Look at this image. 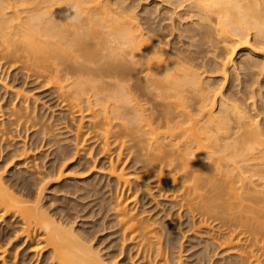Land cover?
Instances as JSON below:
<instances>
[{
    "label": "bare ground",
    "instance_id": "6f19581e",
    "mask_svg": "<svg viewBox=\"0 0 264 264\" xmlns=\"http://www.w3.org/2000/svg\"><path fill=\"white\" fill-rule=\"evenodd\" d=\"M142 1L0 0V87L10 90L11 73L24 83L0 103L2 264L31 253L49 264H128L73 224L75 207L42 204L54 177L71 193L108 187L104 219L142 264H181L183 223L186 250L196 248L184 264H264V0ZM35 88L47 101L28 94ZM11 135L25 139L9 148ZM88 141L105 160L103 184L64 177L85 168ZM43 147L51 151L29 159ZM173 209L185 216L177 225L166 221Z\"/></svg>",
    "mask_w": 264,
    "mask_h": 264
},
{
    "label": "rangeland",
    "instance_id": "374dc122",
    "mask_svg": "<svg viewBox=\"0 0 264 264\" xmlns=\"http://www.w3.org/2000/svg\"><path fill=\"white\" fill-rule=\"evenodd\" d=\"M153 1L154 0H145V2L146 3H153ZM143 3H145L144 2V0L142 1ZM149 3V4H150ZM154 4V3H153ZM152 4V5H153ZM0 71H2V70H0ZM10 77H8V79L6 80V82H7V84L9 85L8 87L10 88V90L6 93V89L4 88V87H0V96L3 94V95H5V93L7 94V95H5L6 97L3 99H1L0 101V103H1V105H3V104H5L6 103V101L8 100L7 98H8V96L9 97H13L14 98V95L12 94L13 92H12V89H13V91L15 90V91H17L16 90V88L17 87H21V88H23V85H24V83H22L23 82V79L22 78H20V76H15V75H12V73L9 75ZM13 76V77H12ZM15 77V78H14ZM16 79V80H15ZM21 84V85H20ZM11 85V86H10ZM30 85V84H29ZM14 86H15V88H14ZM26 86V85H25ZM24 86V87H25ZM11 87H13V88H11ZM26 87H29L28 85L26 86ZM2 88V89H1ZM20 88V89H21ZM18 89V88H17ZM40 89V90H39ZM34 91H30V93L28 92V94H30V96L32 97H35V98H38V102L41 104V103H43V102H45V101H47V98H45V96H44V94H42L41 93V91H43V90H41V88H35V89H33ZM5 92V93H4ZM31 92H33V93H31ZM11 95H13V96H11ZM35 95V96H34ZM20 97V96H19ZM18 99H20V98H18ZM45 100V101H44ZM19 101V100H18ZM49 104H50V101L48 102V107H49ZM41 106V105H40ZM46 107H47V103H46ZM45 107V108H46ZM44 108V109H45ZM47 111V110H46ZM51 111V110H50ZM60 110L59 109H56V107H54L53 108V117L50 119V121L52 122V120L53 121H55L56 120V117H58V116H56L57 114H59L60 112H59ZM48 113H49V111H48ZM51 113V112H50ZM50 113L49 114H47V116L48 115H50ZM52 114V113H51ZM70 119V127H69V129H71L72 127V129H76V125H77V123L78 122H80L79 121V118L78 117H74V119L73 118H69ZM71 120H73V121H71ZM75 121V122H74ZM77 121V122H76ZM72 123V124H71ZM86 123V122H85ZM78 125H79V123H78ZM61 131V130H60ZM64 131V130H63ZM16 134V133H15ZM66 135H67V133H66ZM68 135H69V133H68ZM12 137L10 138V140H9V138L6 140V142H4V141H2L3 143H8V145L10 146V145H14L15 143V146H11V147H9V148H15V147H17V145H18V143H20L19 145H21L22 144V141L21 140H23V139H25L23 136H21V137H18L17 135H11ZM14 137V138H13ZM19 139H21V140H19ZM0 141H1V139H0ZM20 141V142H19ZM18 142V143H17ZM90 141H88V143L86 144V146H87V150L89 151V152H92V153H86L85 155H84V157H85V159H84V163H85V168H81V169H83V170H81V169H79V168H77V169H75V168H73L72 169V166H71V168L70 167H68L65 171V173H64V177H80L79 179H80V182L79 183H81L82 185H85L84 183H83V180L82 179H86L87 177L89 178V179H94V180H96V181H101L100 183L101 184H103L104 182H105V177L104 176H102L103 175V167L104 166H102L103 164V161H102V159H103V156L101 155V154H99V155H97V152L99 151V148L96 146V145H93V147L91 148V147H89V143ZM18 145V146H19ZM91 145V144H90ZM46 148V147H45ZM45 148L43 147V148H41V149H39V150H37V151H35V152H30L31 154H30V158L29 159H33L36 155H38V153H40V151H41V153H44V151H45V153H44V157H45V154H46V151H47V153H49L50 151H51V147H50V149H46L45 150ZM44 150V151H43ZM33 153V154H32ZM34 153H35V155H34ZM49 156H51V155H49ZM49 156H47V158H46V160L48 159V158H50ZM52 157V156H51ZM20 158L19 157H16L15 159H14V161H17V160H19ZM74 160H71V159H69V162H67V164L68 165H71V164H73V163H75V158H73ZM38 160H41L42 161V158H38L37 159V162H39L40 164H41V162L40 161H38ZM95 160V161H94ZM99 160V161H98ZM100 160H101V162H100ZM104 160V159H103ZM14 161H11L9 164H8V166L6 167V170H5V172H4V174H5V177H6V179H9L10 177V169H11V167L14 165L13 163H15ZM105 161V160H104ZM43 162V161H42ZM94 162H96L95 163V166H93L92 164L94 163ZM29 164V163H28ZM66 164V165H67ZM12 165V166H11ZM65 165V166H66ZM67 165V166H68ZM89 165L91 166H93V167H90V169L88 168L89 167ZM27 166V165H26ZM26 166H24V164H22L21 163V165H19L18 167H21V168H23V167H26ZM66 166V167H67ZM66 167H64V169L66 168ZM82 167V166H81ZM102 168V169H101ZM70 169V172L68 171ZM131 169V170H130ZM132 169H134V168H129V170L128 171H133ZM79 170H81V171H79ZM70 173V174H68V173ZM73 172V173H72ZM88 172V173H87ZM66 173H67V175H66ZM81 173V174H80ZM85 173V174H84ZM77 174V175H76ZM97 176V177H96ZM99 176V177H98ZM63 177V178H64ZM103 177V178H102ZM62 178V179H63ZM87 178V179H88ZM96 178V179H95ZM103 180H101V179ZM57 181L59 182V181H61V180H58V178L57 177H54V179L52 178L51 179V181L50 182H48L47 184H46V186H47V188H45V191H43V196H42V200H43V202H42V204L44 203L45 204V206H46V208L51 212V210H52V213H55L54 211L56 210L57 212L59 211V209H61V208H59V207H65L68 211H70V212H74L75 213V210L74 209H72V208H70V207H75L77 210H76V215H74L73 214V216H72V219L71 220H73V224L76 226V227H78L79 229H81V230H92V234H96V235H94V240H93V244H95L96 246L98 245V247L101 249V252L103 253V254H105V256L110 252H115L116 254H118V256H117V259L116 260H119L120 261V259H121V261L122 260H124V259H126L127 258V261H128V264H142V263H144V262H146V261H148V260H146V259H139V258H137V256H133V255H136V248L135 249H128V248H126L127 247V245H129V243L130 242H126V247L123 249L122 247H120V246H122V242L121 241H123L121 238H118L119 237V235H118V233L116 232L117 231V229L118 228H116L117 227V225H114V224H107V221H108V217H105V219H104V214H105V212L103 211L104 209L101 207V195H102V192H104L105 193V191L106 190H108V187H106L101 193L100 192H92V193H87L84 189H80L79 190V192H78V190H76L77 192L75 193H71V191L69 192V190H68V188L66 189V188H63L62 189V191H61V187H57V186H59L58 184H57ZM56 182V183H55ZM55 184H56V189L54 188L55 187ZM53 185V188L51 187ZM152 185H154V184H152ZM37 186L35 185V187H34V189L32 190V188H33V186H32V188L30 189V192H32V194H33V192H34V196L35 195H37V192L39 191V189L38 188H36ZM50 188V189H49ZM58 188V189H57ZM60 188V189H59ZM38 189V190H37ZM47 189V190H46ZM67 190V191H65V190ZM50 190V191H49ZM52 190V191H51ZM152 190V192H150ZM151 190H148L149 191V193L147 192H144L147 196H146V199L145 200H147V199H151V197H155V193H157V190H156V188H152ZM84 194V196H83V194L81 193V192ZM122 191V188L120 189V192ZM125 191L126 190H124L123 192H124V195L126 194L127 195V192L125 193ZM128 191V190H127ZM54 192V193H53ZM66 192V193H65ZM69 192V193H68ZM155 192V193H154ZM39 193V192H38ZM44 193H45V195H44ZM86 193V194H85ZM96 193V194H95ZM99 193V194H98ZM141 193V192H140ZM139 193V194H140ZM143 193V194H144ZM76 194V195H75ZM88 194V195H87ZM107 194V195H106ZM106 194L105 195H103V196H108V194H109V192H107L106 191ZM153 194V195H152ZM80 195H82L83 197H81ZM86 195V196H85ZM100 195V196H99ZM142 195V194H141ZM62 196V197H61ZM78 196V197H77ZM81 197V198H80ZM99 197H100V199H99ZM138 202H139V200H140V197H139V195H138ZM162 198H160L159 196H156V198H155V200L154 201H152L150 204L148 203L147 204V206H145L146 208H149V207H151L152 205H154V203H157V201H159V202H161L162 200H161ZM54 200V201H53ZM49 201V202H48ZM53 201V202H52ZM56 201V202H55ZM71 201H73V202H71ZM75 201V202H74ZM66 203V204H65ZM91 203V204H90ZM100 203V204H99ZM131 203V202H130ZM56 204V205H55ZM133 204V203H132ZM131 204V205H132ZM67 206H70V207H67ZM164 204L162 203H159V205H158V207L156 208V209H154V210H152L151 212H150V210H149V212H150V214H153L154 213V211L155 210H157V209H162V208H166V206H164ZM100 207V208H99ZM57 208H59V209H57ZM69 208V209H68ZM164 208V209H165ZM71 209V210H70ZM94 212V213H93ZM104 212V213H103ZM148 212V213H149ZM178 212V209L176 210V209H173L172 211H170L169 212V214H170V216H169V214H168V217L166 218V221L169 223V224H173V223H175L176 225L177 224H179V222L181 223V222H183V220L185 219V216H183L182 215V217L179 219V217H178V215H179V213H177ZM77 213H78V215H77ZM180 213H182V212H180ZM97 214V215H96ZM175 214V215H174ZM173 215V216H172ZM75 216V217H74ZM175 216V217H174ZM177 217V218H176ZM175 218V219H174ZM11 219H13V218H10V216L9 217H7V220H11ZM104 219V220H103ZM3 219H1L0 218V230L2 229V228H4L5 226H6V222L4 221ZM104 222V223H103ZM12 223H14V225L15 226H19L20 224L15 220H13L12 221ZM102 223V224H101ZM17 224V225H16ZM94 225V226H93ZM104 225V226H103ZM111 225H114V226H111ZM100 226V227H99ZM107 227V228H106ZM109 227V228H108ZM186 226H185V224L183 223V225L181 224L180 225V228H177L176 227V231H180V232H183V234H184V237L181 235V233H180V242H181V240H182V245H183V247H182V249H183V252H182V258L179 260L180 261V263L181 264H184V263H187V261H191L192 260V257L190 256V254L192 253V251H194L196 248H190V250H189V248H188V250H186V248L187 247H189V244H190V240H189V238L188 237H190V235L192 234V230L191 231H187V232H184L185 230H186V228H185ZM116 229V230H115ZM178 229V230H177ZM106 230V231H105ZM100 231V232H99ZM104 237V238H103ZM118 238V239H117ZM118 240V242H117V240ZM100 242V243H99ZM116 244V245H115ZM117 244H119V245H117ZM23 249V247L22 248H19V250H22ZM28 250V249H27ZM27 250H26V253H28V254H30L31 253V250L29 249L28 250V252H27ZM103 250V251H102ZM121 250H125L122 254H121ZM45 252V251H44ZM107 253V254H106ZM120 253V254H119ZM37 256V255H36ZM36 256H33V253H31L28 257H27V264H34V260H35V258H39V260L40 261H37L36 263L37 264H49V261L47 262L46 261V263H42V258H43V254L41 255H38L37 257ZM219 256H221V255H219V254H216L215 256H214V258L216 259V258H218ZM32 257V258H31ZM29 259H31V261L29 260ZM29 260V261H28ZM0 264H2V262H1V260H0ZM210 264H212V263H210Z\"/></svg>",
    "mask_w": 264,
    "mask_h": 264
},
{
    "label": "clouds",
    "instance_id": "9594fccd",
    "mask_svg": "<svg viewBox=\"0 0 264 264\" xmlns=\"http://www.w3.org/2000/svg\"><path fill=\"white\" fill-rule=\"evenodd\" d=\"M139 117L138 116H134L130 121H129V125L130 126H136L139 123ZM194 157H189V159H193Z\"/></svg>",
    "mask_w": 264,
    "mask_h": 264
}]
</instances>
